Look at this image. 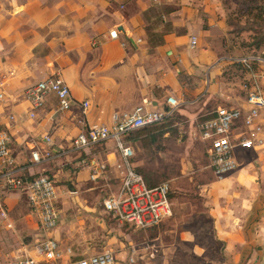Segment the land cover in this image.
<instances>
[{"label":"crops","instance_id":"crops-1","mask_svg":"<svg viewBox=\"0 0 264 264\" xmlns=\"http://www.w3.org/2000/svg\"><path fill=\"white\" fill-rule=\"evenodd\" d=\"M114 28L116 39L108 34ZM225 33L220 0H0V81L5 93L0 130L10 133L8 146L16 165H29L33 150L54 154L23 172L26 177L47 175L56 185L59 218L50 234L60 248L78 250V239L93 241L106 229L105 218L93 213L94 195L107 179L117 184L120 175L113 141L71 149L84 127L110 124L115 112L138 104L163 109L169 95L193 101L186 105L197 111L207 104L247 108L242 78L235 74L240 80L234 83L222 75L231 67L230 62L218 61L225 54L219 55L216 43ZM191 35L197 37L193 48ZM208 68L212 80L206 85ZM56 74L69 86L70 108L61 110L56 97L47 93L35 116L29 117L32 104L25 90ZM258 84L264 94V80ZM83 101L90 105L83 108ZM260 121L264 128V109ZM234 152L237 168L205 185L204 217L210 223L209 242L217 244L214 256H207L208 246L195 242L194 231L184 229L171 236L188 243L187 249L165 244L161 264H190L189 254L203 264H264V144L236 147ZM90 158L106 162L105 180L89 179V169L81 161ZM0 199L12 228L15 224L9 233L12 228L0 221V264H14L21 254H34L45 233L24 191L3 188ZM77 208L81 214L73 217L69 212ZM80 221L83 229H76ZM83 247L91 250L94 245L84 242ZM147 263L153 264L151 259Z\"/></svg>","mask_w":264,"mask_h":264},{"label":"built area","instance_id":"built-area-1","mask_svg":"<svg viewBox=\"0 0 264 264\" xmlns=\"http://www.w3.org/2000/svg\"><path fill=\"white\" fill-rule=\"evenodd\" d=\"M108 34L112 39L118 38L116 28L110 30ZM196 43L197 37L191 35L190 47H195ZM218 61L237 63L249 71V83L252 82L250 87L246 81L243 84L244 89L247 90L245 96L247 108L219 105L207 113L208 117L200 122L195 133L205 143V154L212 173L215 177L223 179L238 166L234 152L236 147L248 149L264 144V128L260 121V114L264 109V94L258 84L259 81L264 80V56L246 55L236 58L223 55ZM2 86L3 83L0 81V102L5 99ZM47 93H52L56 97L61 110L70 108L69 86L56 74L35 82L25 90L32 104L29 117L35 116V109L43 105ZM192 102L180 101L175 96L169 95L164 108L160 110L148 109L143 104H138L130 110L115 112L110 124L84 127L72 140V150H81L106 141L114 142L120 157V175L114 188L104 182L103 185L108 187L101 196L100 204L103 212L108 213L117 223L148 229L172 214L169 182L148 186L143 175L136 171L132 164L134 151L132 146L126 143L125 138L140 128L164 121L178 107ZM81 105L87 108L90 103L83 101ZM10 118L13 119L14 116ZM44 139L50 141L49 136H45ZM10 140V133L4 129L0 130V189L24 191L26 200L45 233L44 238L35 245V253L21 254L14 264H52L54 261L62 260L61 258L66 255L72 256L69 264H116L113 252L110 250L74 259L76 255L71 247L60 248L50 234L59 218L56 185L47 175L26 177L23 172L30 165L50 160L54 154L50 150L42 153L33 150L29 165H16L8 146ZM81 162L83 167L89 169L90 180L97 182L106 179L108 167L105 161L90 158ZM1 220L5 221V228H12L8 211L0 199ZM135 255L136 249L132 246L127 258L129 263L135 262Z\"/></svg>","mask_w":264,"mask_h":264},{"label":"rangeland","instance_id":"rangeland-1","mask_svg":"<svg viewBox=\"0 0 264 264\" xmlns=\"http://www.w3.org/2000/svg\"><path fill=\"white\" fill-rule=\"evenodd\" d=\"M220 1L225 10L226 33L221 37L219 36L218 42L220 43H216L220 51L219 55L225 54L236 58L246 55L264 56V0ZM193 51L195 52V50ZM209 70L211 68H208L206 73V85L212 80L211 74L208 75ZM227 70L225 73L223 72V78L232 80L234 83L240 80L238 77H234L235 74L242 78V83L249 77L248 74L243 75V68H239L236 64H231V67ZM244 91L241 94L246 96L247 90ZM214 108L212 104H209V106L207 104L206 107L202 108L203 110L197 111L196 109H189L186 104L181 105L175 115L171 119L169 118V121L164 122L168 118L162 121L165 123L164 130L166 132L157 135L154 143L145 142L146 144H144V140L142 141L143 136L136 138L135 134H130L125 139L126 143L133 148L132 164L136 170L154 184L164 181L169 182L172 215L148 229L119 224L108 213L103 212L101 208V196L108 187L101 185L94 195L95 211L93 213L105 218L103 220H106V229L101 230L100 235H98L100 238L97 236L93 241L83 238L78 239L74 245H79L77 247L80 249L77 250L72 247L75 254L87 256L110 250L113 252L115 260H118L116 264H129L127 262L131 248L129 244L132 243V246L136 249L135 264H148L147 262L150 259L153 264H161L159 257L162 249L166 247L165 244L173 243V246L187 249L188 243L186 244V242L180 241L176 236L172 237L171 235H176L175 231L189 229L196 233L195 242L197 241L201 245L205 244L210 248H207V256H214V248H217V244L213 241L209 242L207 232L210 231V223L208 218L204 217L207 210L205 203L208 198L205 185L220 179L211 172L205 154V143L195 134L207 112ZM106 183L111 188L115 186L112 179H107ZM25 208L27 211L30 210L27 204ZM16 212L18 211L16 210ZM16 212L15 216H18L19 212ZM79 212L77 208L70 210L69 213L76 217L77 214H81ZM35 218L36 216L33 215V222L36 221ZM80 223L81 225L77 226L76 229L82 228V225H84V222L80 221ZM13 228H15V224ZM13 228L7 231L9 233L14 232ZM75 232L82 233L80 230ZM18 233L25 235L27 232L18 231ZM23 239L25 242H30L31 238L28 241L27 238ZM84 242H87V245H94L93 249L84 248ZM65 248L67 247L63 249ZM10 254V251L6 253V255ZM188 256L190 264H203L191 254ZM177 257H174V262ZM71 258L72 256L67 257L66 255L61 258L62 263L59 264H69Z\"/></svg>","mask_w":264,"mask_h":264},{"label":"trees","instance_id":"trees-1","mask_svg":"<svg viewBox=\"0 0 264 264\" xmlns=\"http://www.w3.org/2000/svg\"><path fill=\"white\" fill-rule=\"evenodd\" d=\"M254 53V52H253ZM231 64H236V65H238L237 63H230L229 65L231 66ZM238 67L240 68V65H238ZM244 74H248V76H249V71H247L246 69H243V75ZM248 80V81H247ZM247 80L245 79V81L247 82V84H248V86L250 87L251 85H252V82H250L249 83V80H250V76L249 77H247ZM166 99H167V97L164 99V103L166 102ZM179 108V107H178ZM178 108L173 112V114L169 117L170 119H171V117L172 116H174L175 115V113L177 112V110H178ZM208 117V115L207 116H205L204 117V119L205 118H207ZM167 119L166 121H164V122H167V121H169L170 119ZM164 122H160V123H158V124H154V125H151V126H147V127H144V128H140V129H138V130H136V131H134L133 133H131V134H135V137L137 138V137H140V136H143V138H142V141L144 140V144H146V143H149V144H152V143H154L155 141H156V139H157V135H161V134H163L164 132H166L165 130H164V126H165V123ZM130 135V134H129ZM129 135L127 136V137H129ZM126 137V138H127ZM125 138V139H126ZM146 142V143H145ZM135 170H136V168H135ZM136 171H138V170H136ZM139 172V171H138ZM140 173V172H139ZM143 177H144V179H145V181H146V183H147V185L148 186H153V185H155L154 183H152V182H149L148 180H147V178L143 175ZM154 227V226H153ZM80 257H82V255H76L75 257H74V259H76V258H80ZM129 264H133V263H129ZM135 264V263H134Z\"/></svg>","mask_w":264,"mask_h":264},{"label":"water","instance_id":"water-1","mask_svg":"<svg viewBox=\"0 0 264 264\" xmlns=\"http://www.w3.org/2000/svg\"><path fill=\"white\" fill-rule=\"evenodd\" d=\"M166 108V107H165Z\"/></svg>","mask_w":264,"mask_h":264}]
</instances>
